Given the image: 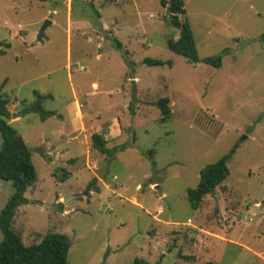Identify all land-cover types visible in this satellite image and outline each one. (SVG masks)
<instances>
[{
	"label": "rangeland",
	"instance_id": "1",
	"mask_svg": "<svg viewBox=\"0 0 264 264\" xmlns=\"http://www.w3.org/2000/svg\"><path fill=\"white\" fill-rule=\"evenodd\" d=\"M67 1L0 0V45L10 44L0 57L3 94L19 110L36 93L51 96L43 108L65 116L9 121L26 137L38 174L13 230L26 246L67 236L69 264H264V0H183L181 21L191 25L199 58L222 54L221 68L169 50L180 30L165 21L160 0H72L73 19L101 25L100 14L114 30L117 40L102 29L101 46L91 31L89 40L69 30ZM125 83L128 94L116 95ZM75 93L101 113L95 125L117 116L130 128L107 144L112 157L92 150L88 165L87 148L68 134ZM166 97L172 118L164 123L156 103ZM59 128L67 135L56 139ZM55 140L61 160L50 154ZM225 156L229 177L194 210L188 191ZM14 192L0 180V214Z\"/></svg>",
	"mask_w": 264,
	"mask_h": 264
},
{
	"label": "trees",
	"instance_id": "2",
	"mask_svg": "<svg viewBox=\"0 0 264 264\" xmlns=\"http://www.w3.org/2000/svg\"><path fill=\"white\" fill-rule=\"evenodd\" d=\"M164 9L168 12L165 21L180 30L178 40L170 38L168 48L173 53L183 56L195 63H204L216 68H221L223 55L201 60L198 55L195 36L188 21L182 22L181 17L186 16L185 2L183 0H160ZM119 48L122 46L119 43ZM10 44L0 45V57L4 56ZM149 67L171 66L170 62L146 59ZM37 101L31 105H25L17 115L11 114L8 106L13 100L3 94L0 88V134L2 147L0 149V180L12 182L15 192L0 214V231L3 241L0 244V264H69L68 256L71 242L67 236L60 234H48L41 243L26 246L22 238L13 230V220L16 211L28 203L27 191L38 180L37 170L33 164L32 153L23 136L10 124L15 116L34 113L39 115L41 122L56 116L53 111H46L43 104L51 96H43L36 93ZM156 106L161 111V122H168L172 118L170 99H160ZM92 148L103 155L112 157L113 150L107 148V141L100 135L92 136ZM229 156L223 157L217 163L212 164L201 172L200 184L195 189L188 191V200L194 210H199L207 196L215 193L216 189L223 185L230 175L228 168ZM133 264H150L144 259H136Z\"/></svg>",
	"mask_w": 264,
	"mask_h": 264
},
{
	"label": "crops",
	"instance_id": "3",
	"mask_svg": "<svg viewBox=\"0 0 264 264\" xmlns=\"http://www.w3.org/2000/svg\"><path fill=\"white\" fill-rule=\"evenodd\" d=\"M72 8H73V1L72 0L67 1L68 22H69V27H70L69 30L74 29L76 32H78V34H81V36H85V37L88 36L89 40H90V36L88 35L89 33H87V32L91 31L92 32L91 34H94L97 37L96 40H98L99 46H101L102 43L104 42V39H103L104 34H103L102 29L109 31L110 34L113 35V39L117 40L116 35L114 34V30H112L110 28V26L104 22V20L100 14L98 15V19H100L101 25L96 23L94 20L90 19V17L88 15H84V14L79 19H73ZM54 13H56V11ZM98 28H99V30H98ZM118 43H120V42L118 41ZM133 79L138 81V78H133ZM127 85H128V83H125V85L123 86L125 91L124 90H123V92L116 91L115 94L121 95V96L123 94H128V90L126 88ZM94 86H95V89H98L100 87L99 84H95ZM137 90H138V83H137ZM92 95L95 96L96 93L95 94L93 93ZM138 98H139V92H138ZM123 104H124L125 110L130 109V107H131L130 102L125 101V102H123ZM19 107L20 106H19L18 102L16 100H14L8 106V109L11 112V114L17 115L20 111ZM66 110H67L66 115L69 116L70 121H71L73 128H74L73 131L68 133V134H70V135L76 134L77 135L76 141L78 142V144L80 146L87 148V155H88L87 156V164L88 165H89V162H91L92 150H94L92 148V136L93 135L97 134V135L102 136L107 141V144H109V143L119 142V140L124 137L125 132L130 131V128L125 127L124 124L122 123L121 119L117 116L111 118L108 121L106 126H105V124L95 125L94 122L98 123L100 121L101 113L100 112H94L93 110H91L90 107L88 106L87 100H84L83 98H79L77 93H75V99L67 106ZM53 112L56 113V116H54L55 118H58L62 122L65 121V116L63 114L56 112V111H53ZM14 119L19 120L18 116H15L12 120H14ZM53 135L56 137V139H57V137L63 138L64 136L67 135L66 129L59 128V130H56L53 132ZM23 138H24L25 142L27 143L26 137L23 136ZM52 150H53V152H50V154H52L53 158H55L57 160H61L63 153L60 152L61 147L59 146V140L54 141V144L52 146ZM94 151H97V150H94ZM96 181H98V180H96ZM101 183H103V185L105 186V188L107 190H110L109 185H106L105 182H103V181H101ZM90 192H92V191H90ZM161 212H162V210L159 211V213H161ZM215 238H220V237L216 235ZM258 256H259V258L264 259L263 255H258Z\"/></svg>",
	"mask_w": 264,
	"mask_h": 264
},
{
	"label": "water",
	"instance_id": "4",
	"mask_svg": "<svg viewBox=\"0 0 264 264\" xmlns=\"http://www.w3.org/2000/svg\"><path fill=\"white\" fill-rule=\"evenodd\" d=\"M52 23L50 21H47L45 25L42 28V31H45ZM132 99L133 103L137 104L139 103L138 101V90H137V82L132 81ZM47 208H50L49 206H46Z\"/></svg>",
	"mask_w": 264,
	"mask_h": 264
}]
</instances>
